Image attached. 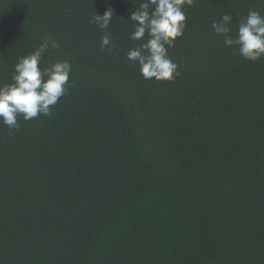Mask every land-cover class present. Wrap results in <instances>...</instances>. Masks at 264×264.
<instances>
[{"label":"trees","instance_id":"obj_1","mask_svg":"<svg viewBox=\"0 0 264 264\" xmlns=\"http://www.w3.org/2000/svg\"><path fill=\"white\" fill-rule=\"evenodd\" d=\"M142 2L0 0V85L46 36L72 64L53 115L0 122V264H264V57L212 28L264 0L185 5L173 81L127 59Z\"/></svg>","mask_w":264,"mask_h":264},{"label":"clouds","instance_id":"obj_2","mask_svg":"<svg viewBox=\"0 0 264 264\" xmlns=\"http://www.w3.org/2000/svg\"><path fill=\"white\" fill-rule=\"evenodd\" d=\"M194 3L195 0H144L130 13V19L135 22L130 39L141 43L129 49L126 56L139 65L144 79L173 81L180 75L179 65L168 55V49L184 34V6ZM112 19L113 9L108 8L103 15L95 12L92 22L104 31ZM231 20L230 15L224 14L220 21L212 23L214 33L223 36L225 46H235L239 55L248 61L255 62L264 57V15L250 9L239 22L235 36L231 35ZM100 47L109 50L114 47L110 33L105 31L102 35ZM59 48L57 40L46 36L34 51L15 64L12 83L0 85V122L10 130L20 127L18 117L21 116L25 121L41 115L50 117L53 106L68 94L71 62L56 60L46 67L41 66L44 55L50 49Z\"/></svg>","mask_w":264,"mask_h":264}]
</instances>
